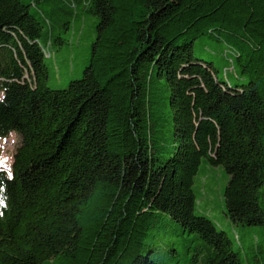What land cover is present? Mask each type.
Returning <instances> with one entry per match:
<instances>
[{"label": "trees", "instance_id": "1", "mask_svg": "<svg viewBox=\"0 0 264 264\" xmlns=\"http://www.w3.org/2000/svg\"><path fill=\"white\" fill-rule=\"evenodd\" d=\"M12 133L0 264H264V0H0ZM204 160L236 237L195 211Z\"/></svg>", "mask_w": 264, "mask_h": 264}, {"label": "rangeland", "instance_id": "2", "mask_svg": "<svg viewBox=\"0 0 264 264\" xmlns=\"http://www.w3.org/2000/svg\"><path fill=\"white\" fill-rule=\"evenodd\" d=\"M75 38L76 36H72L73 40ZM206 40L210 41V43H208L210 45L208 50H210V48L218 49L222 46V42L217 39L207 38ZM88 53V46L84 44L79 48L77 54L71 55V64L76 70L82 67L84 58ZM59 57L60 54L57 52L51 61L58 65L57 60ZM56 80L58 82L57 86L63 83L62 78H57ZM50 84L56 86L53 81H50ZM19 143L20 137L16 133H12L6 138H0V168L9 170ZM227 183L228 174L226 171L222 167L213 166L204 160L196 174V181L194 184V190L197 196L195 211L198 214L209 216L220 228L225 229L232 237H236V233H240V228L226 215L224 192Z\"/></svg>", "mask_w": 264, "mask_h": 264}, {"label": "built area", "instance_id": "3", "mask_svg": "<svg viewBox=\"0 0 264 264\" xmlns=\"http://www.w3.org/2000/svg\"><path fill=\"white\" fill-rule=\"evenodd\" d=\"M44 53H45V55H46L47 57L52 56V53H51V51H50V49H49V46H47V47L44 48Z\"/></svg>", "mask_w": 264, "mask_h": 264}, {"label": "snow or ice", "instance_id": "4", "mask_svg": "<svg viewBox=\"0 0 264 264\" xmlns=\"http://www.w3.org/2000/svg\"><path fill=\"white\" fill-rule=\"evenodd\" d=\"M9 178H11V173L9 172Z\"/></svg>", "mask_w": 264, "mask_h": 264}]
</instances>
